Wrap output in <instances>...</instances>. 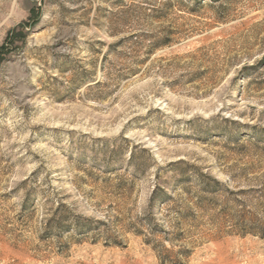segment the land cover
I'll use <instances>...</instances> for the list:
<instances>
[{"label":"rangeland","instance_id":"obj_1","mask_svg":"<svg viewBox=\"0 0 264 264\" xmlns=\"http://www.w3.org/2000/svg\"><path fill=\"white\" fill-rule=\"evenodd\" d=\"M264 0H0V264H264Z\"/></svg>","mask_w":264,"mask_h":264},{"label":"trees","instance_id":"obj_2","mask_svg":"<svg viewBox=\"0 0 264 264\" xmlns=\"http://www.w3.org/2000/svg\"><path fill=\"white\" fill-rule=\"evenodd\" d=\"M259 228H260V230H264V225L263 224H259Z\"/></svg>","mask_w":264,"mask_h":264}]
</instances>
